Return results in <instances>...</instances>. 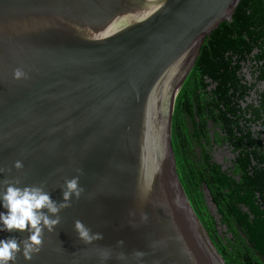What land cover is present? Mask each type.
<instances>
[{
	"label": "water",
	"instance_id": "1",
	"mask_svg": "<svg viewBox=\"0 0 264 264\" xmlns=\"http://www.w3.org/2000/svg\"><path fill=\"white\" fill-rule=\"evenodd\" d=\"M239 2L0 0V181L46 183L62 202L83 169L85 188L41 251L15 264H224L184 195L170 125L203 40ZM76 219L103 240L80 241ZM12 236L28 233L0 231Z\"/></svg>",
	"mask_w": 264,
	"mask_h": 264
},
{
	"label": "flooded vegetation",
	"instance_id": "2",
	"mask_svg": "<svg viewBox=\"0 0 264 264\" xmlns=\"http://www.w3.org/2000/svg\"><path fill=\"white\" fill-rule=\"evenodd\" d=\"M257 55L253 50L246 64L240 63L238 82L227 94L203 74L199 95H189L190 104L185 103L178 139L186 163L183 181L186 192L200 194L197 201L210 218L203 213L198 222L211 244L217 240L213 242L203 228L209 219L223 245L233 239L225 224L235 228L239 218L264 222V62L256 61ZM229 198L231 203L226 202ZM254 255L264 261L257 252Z\"/></svg>",
	"mask_w": 264,
	"mask_h": 264
},
{
	"label": "trees",
	"instance_id": "3",
	"mask_svg": "<svg viewBox=\"0 0 264 264\" xmlns=\"http://www.w3.org/2000/svg\"><path fill=\"white\" fill-rule=\"evenodd\" d=\"M253 50H256L258 54L256 61L264 62V9L261 0H240L231 17V22L219 24L203 40L194 64L174 101L170 125L172 153L176 169L180 174L182 189L201 223L202 214L207 213L197 201L200 194L190 195L186 192L183 181L187 174L186 163L183 145L178 139L183 134L182 118L185 103L189 105L190 96L199 95V85L203 74L218 84V91L222 95L227 94V91L238 82L237 72L240 74V63L246 64ZM236 196L240 198L239 193ZM226 202L231 203L232 198ZM220 211L218 209V212ZM233 211L235 215H238V211ZM221 214L223 215V212ZM206 217L210 218L208 214ZM225 225L227 231L233 236V239L225 241V245L219 241L211 219L208 220L207 226L203 227L213 242L217 240L212 242V245L224 264H264V261H259L254 255V252H257L264 260V222L249 223L239 218L237 227Z\"/></svg>",
	"mask_w": 264,
	"mask_h": 264
},
{
	"label": "clouds",
	"instance_id": "4",
	"mask_svg": "<svg viewBox=\"0 0 264 264\" xmlns=\"http://www.w3.org/2000/svg\"><path fill=\"white\" fill-rule=\"evenodd\" d=\"M15 80L27 79L28 75L22 68L13 71ZM13 167L17 170L23 169V162L17 160ZM11 172V169L7 170ZM5 169L0 168V173ZM78 175L71 179H65L62 191V202L52 199L51 193L47 191L46 183L39 185L21 186L20 178L5 179L0 181V203L7 210L0 212V231L20 233L27 232L28 236L19 240L15 236L0 240V264H15L19 255L25 260H32L34 254H38L44 244L45 230L53 232L62 222L60 213L62 210L72 206V200H79L85 192V188L80 185V177L84 174L83 169L77 170ZM149 219L145 213L142 220ZM74 231L80 241L85 244H92L94 241L103 240V234L93 232L83 221L76 219ZM117 246L122 248L124 241H117ZM112 256V250L107 248L102 253V259L108 260ZM133 256L140 260L145 256L144 252L136 251ZM119 260L127 259L123 252L116 256Z\"/></svg>",
	"mask_w": 264,
	"mask_h": 264
}]
</instances>
